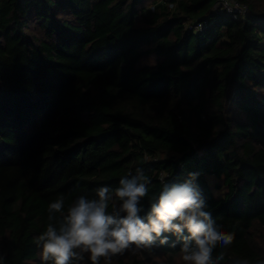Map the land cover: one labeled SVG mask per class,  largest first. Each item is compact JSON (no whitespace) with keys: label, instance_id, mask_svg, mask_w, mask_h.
I'll return each mask as SVG.
<instances>
[{"label":"trees","instance_id":"1","mask_svg":"<svg viewBox=\"0 0 264 264\" xmlns=\"http://www.w3.org/2000/svg\"><path fill=\"white\" fill-rule=\"evenodd\" d=\"M215 1L0 0V264H44L48 205L137 167L145 222L165 184L190 180L235 237L213 259L264 260V0H237L238 19ZM186 235L112 264H183Z\"/></svg>","mask_w":264,"mask_h":264},{"label":"clouds","instance_id":"2","mask_svg":"<svg viewBox=\"0 0 264 264\" xmlns=\"http://www.w3.org/2000/svg\"><path fill=\"white\" fill-rule=\"evenodd\" d=\"M196 175L189 173L192 179ZM150 183L143 168L137 167L135 175L129 173L122 177L114 190L108 185L98 187L97 199L81 195L66 210L63 196L51 202L47 209L46 229L36 237L42 262L70 264L73 259L83 260L81 254L87 253L90 264H100L101 259L105 264H112L113 257L150 248L154 240L162 236L160 243H167L168 237L164 233L182 236L186 230L180 247L183 264H218L224 256L221 254L214 260L213 250L217 245L228 247L235 237L221 231V226H214L211 212L204 210L206 205L201 190L190 180L171 187L165 184L158 202L151 204L145 222L140 215L143 211L141 200L148 195ZM113 191L119 203L113 205L110 212ZM236 264H248V261H237ZM257 264H264V260Z\"/></svg>","mask_w":264,"mask_h":264},{"label":"built area","instance_id":"3","mask_svg":"<svg viewBox=\"0 0 264 264\" xmlns=\"http://www.w3.org/2000/svg\"><path fill=\"white\" fill-rule=\"evenodd\" d=\"M247 6L237 0H216L214 4V12L224 13L233 19L244 17L247 14ZM206 22H200L195 25V29L201 31Z\"/></svg>","mask_w":264,"mask_h":264}]
</instances>
